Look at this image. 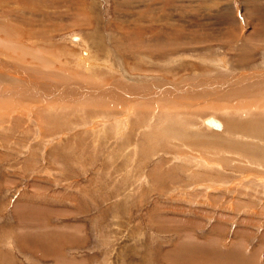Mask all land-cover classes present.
Masks as SVG:
<instances>
[{"label": "rangeland", "instance_id": "rangeland-1", "mask_svg": "<svg viewBox=\"0 0 264 264\" xmlns=\"http://www.w3.org/2000/svg\"><path fill=\"white\" fill-rule=\"evenodd\" d=\"M33 1L27 4H39L41 12L22 6L25 12L6 15L0 6V21L15 22L31 33L19 37L21 45H38L49 64L43 67L30 58L22 62L54 71L52 85L57 86L75 81L95 87L103 81L105 86L119 85L125 81L119 64L126 72L137 64L134 76L160 77L176 89L192 86L203 77L198 75H204L200 66L206 59L235 56L227 46L231 31L239 33L245 20L252 19V27L264 21L263 0L248 6L245 0H169V5L163 0ZM7 4L19 6L12 0L0 5ZM251 26L249 34L254 31ZM143 41L154 64L142 60ZM159 45L176 47L152 54ZM8 54L20 60L16 53ZM256 56L264 61L263 55ZM88 65L94 73H103V81L81 78L80 71L86 74ZM149 67L157 72L145 70ZM4 98L0 264H264V152L251 146H264V135L245 132L248 116H235L238 137L232 140L212 134L204 124L191 126L190 135L184 116L199 123L211 99L185 102L175 96L154 109L146 104L149 107L140 110L143 116L129 115L128 137L116 138L113 117L94 114L97 108L110 112L112 107L117 116V109L123 108L115 100L106 108L101 104L106 100H92L93 110L83 97L62 102ZM6 105L17 114L10 115L8 109L1 114ZM151 113L153 118L145 121ZM164 116H172L168 133L159 131L147 139ZM148 123L153 125L149 130Z\"/></svg>", "mask_w": 264, "mask_h": 264}, {"label": "bare ground", "instance_id": "bare-ground-1", "mask_svg": "<svg viewBox=\"0 0 264 264\" xmlns=\"http://www.w3.org/2000/svg\"><path fill=\"white\" fill-rule=\"evenodd\" d=\"M9 1H11V0H9ZM12 1L15 2L16 4H18L19 6H21V8L19 6H16V7L8 6V4L7 5H0V6H3L4 14L8 15L9 13H12V12L17 13L18 11L23 10V9L32 11L34 13H38V10H39V12H41L40 9L37 7L39 4L36 6H32V5L29 6L28 4H31V3L27 4V0H12ZM38 1H41V0H35L33 2H35L34 4H36ZM163 1H165L164 4L168 3V5H169V0H163ZM245 1H246V4H244V6H248V4H251V2H253L254 0H245ZM2 2H3V0H0V4H2ZM255 3H257V2H255ZM150 4L152 5V3H150ZM22 6H23V9H22ZM259 6H260V4H259ZM248 10H249V12L252 11L251 9H248ZM25 21L29 22L30 18L26 19ZM251 21H252V19L243 21V24L241 22L242 25L240 24L241 26L239 29L240 30L239 33H237V30H235V31L230 30L231 33H230L229 37L231 39V41H230L231 44L227 45V46H229L233 50V52L235 53V56H233V58H226L224 56H214V57L208 58L206 60L204 59L205 60L204 65L201 63V66H200L203 68V69L202 68L201 69L203 70L202 72L204 73V75H202V74L198 75V76H203V77L201 79H197L194 82L195 86L194 85L189 86V84H188L187 86L184 85L183 87H179L180 89L179 88L176 89L172 84H170L171 83L170 81L168 82L166 80H162L160 77L157 78L154 76L148 77V76H138V75L134 76L135 71L139 70L137 64H136L137 66L135 65L133 67L130 65L131 66V71L129 70L130 72H126L124 69H122L123 65H121V64L118 65L117 68H120V70H121V71L119 70L120 75L122 74L121 75L122 78L120 76L119 77L121 78V80H125V81H123V83L121 82V84H119V85L112 81L113 83H115L114 85L112 84V86H107V85L105 86L106 83H105V81H103V79H104L103 73L102 72H99L98 74L94 73L97 71H93L94 67L90 66V65L86 66L87 71H88V72L86 71L87 72L86 74H84V72L80 71V73H82V75H83V76L80 75V76H82L81 78H83L84 80H89V81H100V80H102L104 82L102 85L98 84L95 87V84H94V86L92 85L93 86L92 87L90 84L91 82L89 83L88 81H86L87 82L86 83L84 81L86 84L89 83V85H90V86H86V84L83 85V84H81L75 80L74 81L77 84L66 82L65 84H60L58 86H57V84L52 85V78H55L57 76V74L54 73V71L47 72L41 68L38 69L37 67H35L36 65L35 66L32 65L31 62H29V61H26L25 63L22 62L24 58H27V59L30 58V60H32L35 63H36V61L40 62V64L43 65V67H48V64H49L43 60L42 54H40L41 49L37 48L38 45H37V47L35 45H32V47H30V49H29V47H24L21 45L22 39H19V37H21V36L24 37L25 34H29L26 32L27 30L26 31L24 30L25 31L24 32L21 27H19L17 24H14L15 22L13 23V22H9V21H3V22L0 21V33H2V35H0V46L3 47L6 51V52L4 51L5 53L0 51V100H1V98H4L6 96L11 97L13 95L19 96V97L25 96V97L34 98V99L37 98V100L39 97V99H41V100L45 99V100L53 101V102L54 101H61V102L62 101H74L76 99H80L81 97H83V98H86L87 100L89 99V104H90L92 109H93V107L91 104L93 102H95V103L100 102L101 103L102 100H106V102L101 103L102 106H105V108H106V106L108 105L107 103L113 102L115 100L116 104L119 106V109L123 108L120 110L117 109L116 114H118L119 116L118 115L115 116V114L112 113L113 111H111V110L116 109V108H112V107L109 110L110 112H107L105 110L99 111V110H97L98 109L97 108V109H95L94 114H99V115L100 114H102V115L107 114L105 116H107V117L109 116V118L113 117V118H111V119H113L111 123H114L113 127L116 128V132H114L117 135L116 138H119V137L120 138L121 137L127 138L128 136H125V133L126 132L128 133V131L131 130L130 128H128V126H126L127 125V118L131 114L143 116V114H142L143 112L140 110H142L143 108L144 109L148 108L149 106L145 107L146 104L152 103L151 107H152V109H154L157 106L160 107L165 103H170L169 101L172 102L173 97H175V96L177 98H179V101H182V100L185 101V100H188L190 98H193V100H195V99L200 100V99H204V98H209V99H211V105L207 108L208 114L207 115L205 114L206 116H203V118H201V120H200L201 123L200 122L195 123L193 121L194 118L192 119L191 116H187V115H189L187 113H186V116H184L183 123L185 125L184 126L185 130L187 132H190L187 134L193 135L191 126L196 125V127L198 126L197 128H200V125L204 124L205 129L212 132V134H215V135L223 134V135H225V137L227 139H231L233 137H238L237 136L238 135L237 134L238 133L237 132L238 126H236L237 125V119H235V116L240 115L241 119H242V116L246 115V116H248V121H247L248 123L246 122L247 125L245 126V129H244L245 132H247L252 137H260L262 134L264 135V124H261V116H264V61L259 62L258 58H257L258 56H256V55L260 54V55L264 56V21H262V23L259 25H257V24L254 25L253 27L251 26V23H252ZM250 26L254 30L253 33H251V34L248 33V28ZM36 37H38V36H36ZM170 41H172V40H170ZM156 42H158V41H156ZM230 42H228V43H230ZM80 43H82V42H80ZM135 43L139 45V42L135 41ZM147 43H149V41H147ZM177 43H178V41H177ZM181 43H183L182 39L179 42L180 45L178 44L179 47L182 46ZM152 44L154 45L153 42H152ZM141 45H143V46H141V51H142L141 56L143 59L142 58L141 59L145 60V62L148 63L149 65H150V62H152L154 64L155 60H153L152 57L150 58L149 54H146V51L148 50V48H147L148 45H145L144 41L141 43ZM173 46H175V45H173ZM175 47H173V48H175ZM24 48H26V49H24ZM173 48H171V46L169 47V46H165V45H162V46L159 45L158 48H155L156 49L155 51H152L153 52L152 54L155 55V53H158V55H160V54H163V53H165L168 50L173 49ZM6 53H9V54H13V53L15 54L16 53L17 57L20 60L15 61L14 59L7 56ZM86 55H88V54H86ZM261 58H263V57H261ZM80 59L81 58H79L78 62H82V61H80ZM89 59H90V57H89ZM111 59H112V57H111ZM169 61H171V59ZM114 62H116V61H114ZM121 62H123V61H121ZM166 62H167V60H166ZM109 63H110V61H109ZM92 65H94V64H92ZM115 66H117V64ZM127 66H128V64H127ZM139 67L142 70V67L141 66H139ZM259 68H261L262 70H259ZM145 70H147V71H153L154 70L157 72L156 69H154V68L152 69L150 67L146 68ZM83 71H84V69H83ZM165 72H167V71H165ZM117 73H118V71H117ZM205 73H207V74L205 75ZM41 74H42V76H46L47 79H45L43 77L39 78V76ZM63 75H65V74H63ZM61 77H62V79H61L62 81L63 80L67 81L66 80L67 77L62 76V75H61ZM50 78H51V80H50ZM71 78H72V76H71ZM76 78H77V76H76ZM135 79H137V80H135ZM158 79H159L158 83H156V84L153 83L154 80L156 81ZM118 80H119V78H118ZM128 80H130V81H128ZM81 82H82V79H81ZM93 83H95V82H93ZM97 83H99V82H97ZM194 88L198 89L197 94L194 93L196 91V90H194ZM87 97H89V98H87ZM92 100H93V102H92ZM11 104H14V103H11ZM89 104H87V105H89ZM50 106H52V105H50ZM9 107H11V106L6 105V107L4 108V112H2L1 114L6 115L5 110L8 109V112L10 113V115L11 114L13 115L14 112H16V111L12 112L13 110H11ZM203 107L204 106H202V108ZM204 110H205V107H204ZM206 113H207V111H206ZM16 114H17V112H16ZM170 114L172 115L171 112H170ZM154 115L155 114L151 113L150 115H148L147 119H144V120L149 121L151 118H153ZM163 115H164V113H163ZM182 115L183 114L180 113V116H182ZM7 116H9V115H7ZM98 117H100V116H98ZM171 117L172 116H168V117L164 116L161 119L159 118L156 121V123H154L155 125L153 128H152L153 125L152 124L149 125V123H148L149 128L147 130H149L151 128L152 129L149 130L150 133L148 135H146V138L149 139V138L156 137V135H154V133L157 134L159 131H161V132H159V134L162 132L168 133V130H170ZM105 119H107V118H105ZM174 119H175V116L173 118V121H174ZM139 120H138L139 124L141 122H143V121H141L143 119H139ZM102 121L107 124L108 120H102ZM102 121H100V122H102ZM181 121H182V119H181ZM96 122H99V121H96ZM214 122H216L218 124V126L213 125ZM132 123H134V122H132ZM206 125H207V127H206ZM122 126H124V127H122ZM242 128H243V125H242ZM142 129H143V126H142ZM97 131H99V130H97ZM175 131H176V128H175ZM105 132H106V129H105ZM221 132H223V133H221ZM171 133L175 134V132L173 131V128L171 129ZM163 135L164 134H161V137H162L161 139H165V135L164 136ZM154 140H156V139H154ZM223 143H225V142H223ZM229 146H230V143H229ZM251 146H252V148L255 149V151H257V149H258V150L264 152V149H263L264 146H262V145L257 146L255 144L254 145L252 144ZM134 149H135V147H134ZM255 151L253 150V152H255Z\"/></svg>", "mask_w": 264, "mask_h": 264}, {"label": "water", "instance_id": "water-1", "mask_svg": "<svg viewBox=\"0 0 264 264\" xmlns=\"http://www.w3.org/2000/svg\"><path fill=\"white\" fill-rule=\"evenodd\" d=\"M213 125H215V126H218V124L216 123V122H214V124Z\"/></svg>", "mask_w": 264, "mask_h": 264}]
</instances>
